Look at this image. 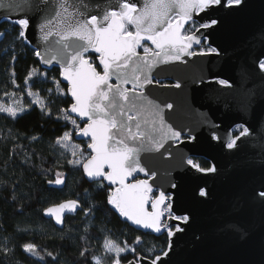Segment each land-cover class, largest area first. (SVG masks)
<instances>
[{
    "label": "snow or ice",
    "instance_id": "6c2138e0",
    "mask_svg": "<svg viewBox=\"0 0 264 264\" xmlns=\"http://www.w3.org/2000/svg\"><path fill=\"white\" fill-rule=\"evenodd\" d=\"M243 3L244 0H109L101 5L95 0H25L31 15L26 13L15 19L6 17L19 29L15 39L25 44L30 43L27 32L35 20L43 48L34 51V56L42 65H59V78L52 77L54 89L48 88L47 92L49 98L54 91L56 96L71 98L69 106L59 108L55 118L72 127L56 137L54 146L64 150L62 156L70 152L72 159L67 160V165L82 168L83 176L97 185V191L103 192L107 187L106 204L124 221L136 226L137 230H144L145 235L167 233V250L163 251V256L172 251L173 238L185 231L183 225L190 223L191 216L174 214L173 198L164 191L153 198L154 189L149 180L156 173L142 166L141 153H160L170 142L175 148L194 145L198 138L191 129L185 132L166 119V110H172L174 104L157 102L151 96L149 89L155 79L153 70L160 63L182 61L186 56H221L222 50L218 47H208L199 52L191 50L194 44L202 43L196 33L220 24L219 18L209 17L197 26L194 16L206 14L209 10L237 9ZM0 7L11 9L12 5L0 3ZM259 42L261 47L252 64L245 60L239 68L240 95L244 99L239 106L241 112L255 111L257 93L254 88L245 87L253 69L258 70L264 81V32ZM93 54L94 59L91 58ZM15 59L13 55L12 60ZM12 77V84L19 87L14 71ZM41 78L47 81L48 73L40 72L36 67L30 68L24 78L25 91L32 98L30 105L17 110L0 104V113L15 120L36 106L43 115L52 117L49 101L42 97L41 90L33 91L31 88L35 80ZM64 82H67L66 89L61 87ZM213 82L222 87H232L228 79L216 78ZM155 83L159 84V81ZM161 87L180 88L181 84ZM260 96L264 98V89ZM259 122L264 126V116ZM251 134L249 126L236 124L235 132L228 133L222 146L229 152L239 151ZM74 136L87 141V156L80 145L73 143ZM220 139L212 133L211 140ZM259 147L264 154V137ZM168 156L171 157L172 153L168 152ZM180 162L198 173L217 172L215 164L202 167L186 153L181 154ZM139 173H143L146 179H137L136 174ZM66 179L65 174L58 172L56 179L48 183L63 185ZM171 187L176 188L177 185L172 184ZM198 195L207 197L208 192L200 188ZM12 198L16 199L15 194ZM251 198L264 205V176L258 187L252 189ZM149 204L151 211L147 210ZM94 207L84 208L79 200L68 199L46 207L44 215L54 219L57 225H63L66 213L80 210L88 217L94 213ZM223 228L233 234H245L239 221L227 222ZM17 231L26 233L28 229L18 227ZM8 242L9 238L5 237L3 245H0V253L5 257L13 251L7 247ZM141 243L140 235L136 236L132 246L127 242L121 246L106 237L103 248L106 254L111 255V264H122L121 253L125 252H132L135 257L127 264H141L148 259L138 252L136 246ZM18 247L31 257L44 259L34 242H24ZM86 254L87 249L80 252L82 257ZM46 255L56 259L51 252ZM161 259V255H155L150 264H158ZM93 264H101L100 258L93 257Z\"/></svg>",
    "mask_w": 264,
    "mask_h": 264
},
{
    "label": "water",
    "instance_id": "95a60500",
    "mask_svg": "<svg viewBox=\"0 0 264 264\" xmlns=\"http://www.w3.org/2000/svg\"><path fill=\"white\" fill-rule=\"evenodd\" d=\"M95 2L103 5L109 0ZM0 3L12 5L11 9L0 7V22L10 21L6 18L8 16L15 19L26 13L31 15L25 0H0ZM209 17L219 18L220 24L201 29L196 35L207 46L221 49L222 55L186 56L182 61L160 63L153 70L155 79L149 89L157 102L174 104L172 110H166V119L185 132L191 129L198 138L194 145L175 148L170 142L160 153H141L142 166L156 173L149 180L154 189L153 198L164 191L173 198L174 214L191 216L190 223L183 225L185 231L173 238L174 245L169 255L163 256V252L159 254L162 259L158 264H264V205L251 198L252 189L258 187L264 176V154L259 147L264 137V126L259 122L264 116V98L260 96L264 81L258 70L253 69L251 79L245 85L254 88L257 93L255 111H239V106L244 103L240 95L239 68L245 60L251 65L261 47L264 0H244L241 7L232 10H209L206 14L194 16V20L199 25ZM27 36L30 41L28 45L34 51L42 50L35 20ZM197 46L194 44L191 50L195 51ZM40 65L59 69V65ZM216 78L230 80L232 87L214 83ZM155 81H159V84ZM64 83L67 87V82ZM176 83H180L181 87H161ZM236 124L249 126L252 134L246 138L247 142L241 150L229 152L222 145L228 133L235 132L233 128ZM212 133L218 135L220 141L211 140ZM75 139L85 140L80 137ZM85 148L87 150V144ZM168 152L172 153L171 157ZM182 153L190 157H203L209 162L208 167L215 164L217 172L202 174L189 169L180 162ZM136 178L146 179L143 173L136 174ZM172 184L177 187L172 188ZM200 188L206 189L207 197L198 195ZM68 199L77 198L61 201ZM55 203L45 206L42 214L46 207ZM147 210H152L151 204L147 205ZM76 213H66L65 216ZM44 216L51 219L56 227L63 226ZM230 221H239L245 234L241 236L224 230L223 225ZM127 223L137 229L130 222ZM169 223L176 224L175 221ZM150 260L148 258L141 264H150ZM127 261L122 264H127Z\"/></svg>",
    "mask_w": 264,
    "mask_h": 264
},
{
    "label": "trees",
    "instance_id": "16d2710c",
    "mask_svg": "<svg viewBox=\"0 0 264 264\" xmlns=\"http://www.w3.org/2000/svg\"><path fill=\"white\" fill-rule=\"evenodd\" d=\"M18 31L10 21L0 22V33H3L0 37V100L11 96L19 100V109L28 108L32 98L25 91L24 78L30 68L36 67L40 72L48 73V80H35L31 88L41 90L53 115H43L36 106L15 120L0 113V245L8 237L7 247L13 250L7 257L0 253V264H93V257L100 258L101 264H111V255L103 248L105 238L121 246L125 242L132 246L138 235L143 240L136 246L140 255L151 259L159 255L167 246V233L145 235L144 231L120 219L106 204L107 187L103 192L97 191V185L83 176L81 168L67 165V160L72 159L70 152L62 156L64 150L54 146L56 137L71 126H66L63 120H56L57 110L68 107L71 99L56 96L55 91L49 98L47 89H54L51 80L53 76L59 78V69L56 66L42 67L33 54L34 49L15 39ZM202 46L206 45H198L197 49ZM91 58L94 59V54ZM13 71L19 87L12 84ZM61 87L66 89V84ZM73 143L81 145L85 156L88 155L84 140L73 137ZM196 161L202 167L209 166L203 158H196ZM58 172L66 175V182L63 185L49 184L48 181H54ZM66 198H77L84 208L95 206L94 213L85 217L83 211L78 210L75 215L65 216L61 228L56 227L42 214V209ZM18 227L28 231H17ZM28 241L39 246L43 260L29 256L18 247ZM84 249L87 254L82 257L80 252ZM47 252L56 259L47 256ZM121 257L122 262L135 258L132 252L121 253Z\"/></svg>",
    "mask_w": 264,
    "mask_h": 264
},
{
    "label": "rangeland",
    "instance_id": "374dc122",
    "mask_svg": "<svg viewBox=\"0 0 264 264\" xmlns=\"http://www.w3.org/2000/svg\"><path fill=\"white\" fill-rule=\"evenodd\" d=\"M196 25H198L197 23H196ZM209 46H202V47H200V49H197V47H195L194 48V50L195 51H200L201 49H206V48H208ZM142 51V50H141ZM0 104H4L5 106H11V107H13L14 109H17V110H19V106H20V104H19V100H17L16 98H13V97H11V96H8L7 97V99H5V100H0ZM72 126H70V128H71ZM69 128V129H70ZM86 143H87V141L86 140H84ZM81 146V145H80ZM88 152V151H87Z\"/></svg>",
    "mask_w": 264,
    "mask_h": 264
},
{
    "label": "flooded vegetation",
    "instance_id": "af4514ba",
    "mask_svg": "<svg viewBox=\"0 0 264 264\" xmlns=\"http://www.w3.org/2000/svg\"><path fill=\"white\" fill-rule=\"evenodd\" d=\"M205 44V43H204ZM200 45H203V43H201ZM206 45V44H205ZM233 130L235 131V126H234V128H233ZM196 158H203V157H195V159ZM204 159V158H203ZM204 160H206V159H204ZM207 161V160H206ZM208 162V161H207ZM209 163V162H208Z\"/></svg>",
    "mask_w": 264,
    "mask_h": 264
},
{
    "label": "built area",
    "instance_id": "2783aa9c",
    "mask_svg": "<svg viewBox=\"0 0 264 264\" xmlns=\"http://www.w3.org/2000/svg\"><path fill=\"white\" fill-rule=\"evenodd\" d=\"M191 158H193V159L196 161L195 157H191ZM196 162H197V161H196Z\"/></svg>",
    "mask_w": 264,
    "mask_h": 264
}]
</instances>
